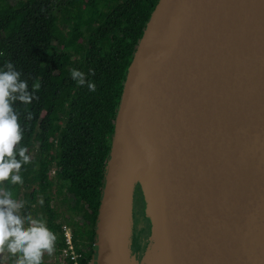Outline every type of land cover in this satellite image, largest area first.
Returning <instances> with one entry per match:
<instances>
[{"label": "water", "instance_id": "water-1", "mask_svg": "<svg viewBox=\"0 0 264 264\" xmlns=\"http://www.w3.org/2000/svg\"><path fill=\"white\" fill-rule=\"evenodd\" d=\"M95 233L94 264H264V0L157 1L127 67Z\"/></svg>", "mask_w": 264, "mask_h": 264}, {"label": "trees", "instance_id": "trees-1", "mask_svg": "<svg viewBox=\"0 0 264 264\" xmlns=\"http://www.w3.org/2000/svg\"><path fill=\"white\" fill-rule=\"evenodd\" d=\"M157 1L0 0V68L10 61L28 91L39 85L30 104L14 102L23 131L18 146L29 155L21 166L23 182L0 188L10 187L25 201L22 214L46 220L56 235L55 252L63 245L64 223L77 246L91 248L96 240L127 67ZM73 69L84 73V85L72 79Z\"/></svg>", "mask_w": 264, "mask_h": 264}, {"label": "clouds", "instance_id": "clouds-1", "mask_svg": "<svg viewBox=\"0 0 264 264\" xmlns=\"http://www.w3.org/2000/svg\"><path fill=\"white\" fill-rule=\"evenodd\" d=\"M70 75L78 85L86 83L83 72L73 69ZM28 87V82L10 61L0 68V183H22L21 166L29 162L26 148L18 146L23 131L14 107L15 101L25 105L32 102L39 85L33 83L32 91ZM87 87L94 92L96 85L88 81ZM24 204L10 187L0 188V250L18 253L14 264H42L44 254L51 256L55 251L56 235L45 219L22 214Z\"/></svg>", "mask_w": 264, "mask_h": 264}, {"label": "rangeland", "instance_id": "rangeland-1", "mask_svg": "<svg viewBox=\"0 0 264 264\" xmlns=\"http://www.w3.org/2000/svg\"><path fill=\"white\" fill-rule=\"evenodd\" d=\"M50 175L53 179L56 180L58 173L55 168L51 169ZM56 201L57 200H55L53 203H55ZM57 206L59 205L57 204ZM63 207L59 206L60 209H62ZM60 209H57V211L59 212ZM149 233H150V222L144 213L143 196L139 188L137 187L136 192L134 194V198H133V222H132L131 250L132 252L135 253V257L138 263L141 262L143 255H144V251L148 245ZM17 254H15V256L10 259L8 256V251L6 249L0 250V264H14ZM42 264H55V251L51 256L45 253L42 259ZM150 264H156V260H154V258H151Z\"/></svg>", "mask_w": 264, "mask_h": 264}, {"label": "built area", "instance_id": "built-area-1", "mask_svg": "<svg viewBox=\"0 0 264 264\" xmlns=\"http://www.w3.org/2000/svg\"><path fill=\"white\" fill-rule=\"evenodd\" d=\"M63 245L55 252V264H94L96 244L77 246L70 226L62 224Z\"/></svg>", "mask_w": 264, "mask_h": 264}, {"label": "flooded vegetation", "instance_id": "flooded-vegetation-1", "mask_svg": "<svg viewBox=\"0 0 264 264\" xmlns=\"http://www.w3.org/2000/svg\"><path fill=\"white\" fill-rule=\"evenodd\" d=\"M140 190V189H139ZM136 192V191H135ZM140 192H141V190H140ZM141 194H142V192H141Z\"/></svg>", "mask_w": 264, "mask_h": 264}]
</instances>
